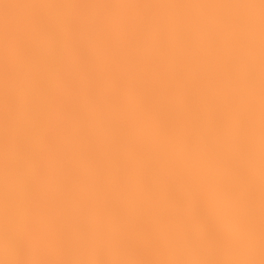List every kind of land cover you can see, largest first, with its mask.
I'll list each match as a JSON object with an SVG mask.
<instances>
[{
	"label": "snow or ice",
	"instance_id": "obj_1",
	"mask_svg": "<svg viewBox=\"0 0 264 264\" xmlns=\"http://www.w3.org/2000/svg\"><path fill=\"white\" fill-rule=\"evenodd\" d=\"M4 264H264V0H0Z\"/></svg>",
	"mask_w": 264,
	"mask_h": 264
},
{
	"label": "clouds",
	"instance_id": "obj_2",
	"mask_svg": "<svg viewBox=\"0 0 264 264\" xmlns=\"http://www.w3.org/2000/svg\"><path fill=\"white\" fill-rule=\"evenodd\" d=\"M9 250L5 248L4 239L2 233H0V264H4V259Z\"/></svg>",
	"mask_w": 264,
	"mask_h": 264
}]
</instances>
